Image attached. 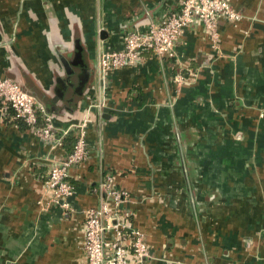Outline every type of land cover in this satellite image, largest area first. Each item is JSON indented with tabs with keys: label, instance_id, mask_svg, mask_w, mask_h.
<instances>
[{
	"label": "crops",
	"instance_id": "crops-1",
	"mask_svg": "<svg viewBox=\"0 0 264 264\" xmlns=\"http://www.w3.org/2000/svg\"><path fill=\"white\" fill-rule=\"evenodd\" d=\"M180 1L0 0V76L59 128L93 100L105 104L89 113L66 212L43 187L62 147L0 110V264H84L83 210L107 201V173L132 198L130 222L150 251L143 264H264V0H230L242 18L218 19L219 55L193 23L175 58L144 52L98 72L101 48H120ZM181 64L195 76L177 86Z\"/></svg>",
	"mask_w": 264,
	"mask_h": 264
},
{
	"label": "built area",
	"instance_id": "built-area-1",
	"mask_svg": "<svg viewBox=\"0 0 264 264\" xmlns=\"http://www.w3.org/2000/svg\"><path fill=\"white\" fill-rule=\"evenodd\" d=\"M220 17L235 22L242 14L233 8L230 0H181L178 8L159 21L149 23L145 30L126 33L120 48H101L97 56L98 72L103 79L109 71L135 64L144 52L175 58V45L193 23L201 24L210 49L219 55ZM186 72L189 73L188 69L178 65L174 74L177 86L185 82ZM189 76L193 77L195 73H189ZM103 106L104 100H93L79 121L68 122L64 128H59L55 116L32 94L10 78L0 76V110L11 108L13 118L21 119L40 140L48 143L50 150L61 148L67 136H74L71 151L50 165L43 182L44 189L51 193V204L65 212L72 209L69 200L76 192L69 181V169L84 162L88 156L89 113ZM99 186L107 193V201L100 200L96 207L83 210L84 264H129L130 255L134 258L133 263L143 264L150 257V251L143 234L130 222L127 206L132 200L130 193L115 186L113 175L108 173Z\"/></svg>",
	"mask_w": 264,
	"mask_h": 264
},
{
	"label": "trees",
	"instance_id": "trees-1",
	"mask_svg": "<svg viewBox=\"0 0 264 264\" xmlns=\"http://www.w3.org/2000/svg\"><path fill=\"white\" fill-rule=\"evenodd\" d=\"M22 88H23L24 90H26L24 87H22ZM44 106H45L46 110H47L49 113H51V114L54 115L53 111H50V110L46 107V105H44ZM54 116H55V115H54ZM18 121H21V119H19ZM21 122H22V121H21ZM73 141H74V136H73V135H69V136H67V137L64 139V141H63V146H62V151H63L64 155L71 151ZM129 218H130V216H129Z\"/></svg>",
	"mask_w": 264,
	"mask_h": 264
},
{
	"label": "water",
	"instance_id": "water-1",
	"mask_svg": "<svg viewBox=\"0 0 264 264\" xmlns=\"http://www.w3.org/2000/svg\"><path fill=\"white\" fill-rule=\"evenodd\" d=\"M77 47H76V49H77V55H78V57L80 56V54H81V47H80V45H76ZM61 61L65 64V68H66V70H67V73L68 74H70L72 71H71V69L69 68V66H68V64H67V62L64 60V58H61ZM82 63V62H81ZM83 64V63H82ZM88 73V70L86 69V74ZM87 76V75H86ZM58 93H59V91H57ZM60 94V93H59ZM59 94H57L55 97H54V100H57L58 99V97H59Z\"/></svg>",
	"mask_w": 264,
	"mask_h": 264
}]
</instances>
